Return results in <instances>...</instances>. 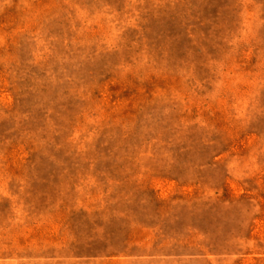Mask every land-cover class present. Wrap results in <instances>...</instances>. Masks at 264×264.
I'll use <instances>...</instances> for the list:
<instances>
[{
	"label": "rangeland",
	"instance_id": "1",
	"mask_svg": "<svg viewBox=\"0 0 264 264\" xmlns=\"http://www.w3.org/2000/svg\"><path fill=\"white\" fill-rule=\"evenodd\" d=\"M0 264H264V0H0Z\"/></svg>",
	"mask_w": 264,
	"mask_h": 264
}]
</instances>
